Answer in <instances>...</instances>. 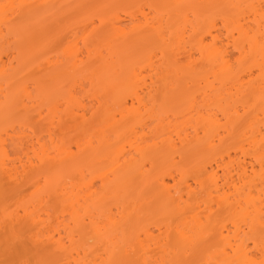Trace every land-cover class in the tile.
<instances>
[{
    "label": "bare ground",
    "instance_id": "bare-ground-1",
    "mask_svg": "<svg viewBox=\"0 0 264 264\" xmlns=\"http://www.w3.org/2000/svg\"><path fill=\"white\" fill-rule=\"evenodd\" d=\"M28 1L23 9L47 21L70 0ZM122 1L131 0L104 3L111 7ZM138 1L151 3L149 12L131 5L125 11L130 24L118 13L101 14L99 26L89 24L94 31L85 39L90 40L86 57L70 43L62 66L60 58L45 56L36 43L38 27L28 36L5 16L7 31L0 28V213L6 212L2 199L9 193L23 197L31 191L35 201L33 211L25 206L23 215L20 210L5 215L0 242H19L28 250L25 239H17L18 230L27 229L33 249L58 255L55 264H95L101 256L89 262V255L100 244L107 246L110 264L132 257L136 264H151L157 256L160 264H264V0ZM218 22L225 40L222 33L214 34ZM100 26L108 29L103 38ZM19 35L13 46L11 36ZM133 58L145 59L141 69L158 72L150 85L136 71L137 63L123 65ZM83 71L87 80L81 79ZM30 76L35 78L29 86L24 77ZM62 78L72 84L65 93ZM79 78L93 85L98 105L91 110L77 97V86L84 87ZM48 80L56 83L49 86ZM29 113L45 122L46 138L35 137L28 120L20 130L8 124ZM71 129L82 139L76 151L69 146ZM14 144L18 157L13 159L8 150ZM114 146L119 147L112 153ZM104 163L98 188L92 168ZM30 175L37 178L32 183ZM52 202L62 207V218L37 215ZM153 218L160 224L158 237L150 228L139 230ZM87 238L96 242L94 248L88 244L94 250L89 255L78 247Z\"/></svg>",
    "mask_w": 264,
    "mask_h": 264
},
{
    "label": "rangeland",
    "instance_id": "rangeland-1",
    "mask_svg": "<svg viewBox=\"0 0 264 264\" xmlns=\"http://www.w3.org/2000/svg\"><path fill=\"white\" fill-rule=\"evenodd\" d=\"M4 1H7V0H4ZM31 1H33V0H31ZM35 1L36 0H34L32 2V4ZM47 1L49 2L50 0H45V2H47ZM131 1L133 3H129ZM131 1H122V2H120L119 4H117L115 6L108 7L107 4L105 5L104 0H72V1L70 0L69 1V4H67L68 7H66V8L64 7V9L62 11H60L57 14L53 15L52 18L51 17L50 18H47V21H45V19H44L45 22L43 20H41V21H43V24H41L42 22L40 20H36V18L37 19L40 18V17L38 18V14L37 13H36L37 14L36 15L37 17H35V15L32 12L31 13H28L29 10H27L25 8L23 9V7H25L24 2H26V0H24V1L23 0H8L6 3H2V4L0 3L2 5V8H3L0 11V28H2L5 31H7L6 22L8 20H6L5 16H7L8 19L13 20V24L15 23V29H18L19 31L20 30L25 31L28 34V36H31V35H29V32H30V34L33 33L32 32V29L35 31V29H37V27H38V29L36 30L37 31V34L38 35L41 34V35L37 37L36 43L38 45H40V46H42V47L45 48L44 53L46 55L43 53L45 56H47V54H50L53 58L54 57L60 58L61 60H59V61H61V66H62V65H64V63L67 64V61L68 60L66 58L68 56L66 57L64 54L67 55V53H65V52L68 51L67 47L70 46V43H71V46H76L77 45V49L79 48V50L76 49L78 51L77 52L76 50H73L74 47H71V52H73V51L75 53L77 52L76 54H82L83 53L82 55H84V53L87 52V48H86L87 45L86 44H88L90 42V40H89V42L85 43V39H86V41H88V38H90V37H87V36L90 35V32L93 29V27H91L92 24H93L92 22H95L96 27L99 26V24H100L99 23L100 22L99 17H100L101 14H106V16H109L110 17L111 14L118 13V14L121 15V18L124 19L122 21V22H124V24H130V23H128V20L126 19L125 11H127L128 8L131 5H134V4L135 5H138L135 8L138 9L140 7L141 8L143 7V9L146 12H149V9L151 7V3H148L149 5H145V3L144 4L143 3H134V1H138V0H131ZM161 5L162 4H160V6ZM105 7H108V8H105ZM0 8H1V6H0ZM23 10H25V12H23ZM55 11L57 12L58 9H56ZM36 21H38V22L40 21V24L42 26L38 25L39 23L36 22ZM90 22H91V26L89 25ZM87 26H89L90 29H88L89 27H87ZM100 28H102V27L100 26ZM102 29H104V28H102ZM107 30L108 29H104V31L102 30L103 32H102L101 36L99 34V37H102V38L105 37L107 35ZM85 31H87V35L85 34L86 33ZM92 31H94V30H92ZM98 31H100V30H98V28H97V32ZM221 33H222V39L225 40L226 39V34H227L226 33V30H225L224 25L222 24V22H218V26H217L216 30L214 31V34H221ZM35 34H36V32H35ZM35 34H33V36ZM19 37L22 38V35H19L17 38L11 36V44L13 45V44L17 43ZM96 39H98V38H96ZM136 40L137 39H133L131 41V43H135ZM72 43H73V45H72ZM13 46H15V45H13ZM13 46H12V49H14ZM12 49H11V53H12ZM156 50H157L156 48H151V52H154ZM81 51H83V52L81 53ZM102 51H103V49H102ZM74 52H73V54H74ZM85 54H87V53H85ZM104 54L106 56L107 55V51L104 52ZM82 55H80V56H82ZM84 57H86V55H84ZM84 57L82 56V58H84ZM48 58H51V57H48ZM55 61H58V60L56 59ZM142 61H145V59H142ZM142 61L138 60V58H136V59H134V58L133 59H124L123 65L137 63V65L135 66V68L136 69L138 68V69L141 70V73H140V74H142V77L141 78H144L145 79V81L143 80L144 81V84L146 82L147 85L148 84L150 85L152 83V78L154 80H156V75H157L158 72H156L154 70H151V69H144V70L141 69L142 65L144 64V62H142ZM89 67H92V63L89 64ZM138 69L136 71L139 73V70ZM33 73L35 75V71H33ZM39 74L41 76V73H39ZM39 74H36V76L39 77ZM82 74H84V76L81 79L84 80L85 79V76H87L88 73H86V71L84 73V71H83ZM31 75H32V73H31ZM42 75H43V73H42ZM24 78L25 79L28 78L27 79L28 80L27 82H29V84H27V85L30 86V83L34 82V81H30L31 78H35V77L30 76V77H24ZM25 79H24V81H25ZM63 79L65 80V78H62V82L63 83L61 84V88H63V86L65 87V89L63 90L64 93H65L66 91H69V88H70V86L72 84L69 83L67 80H65L66 81L65 82ZM79 80H80V78H79ZM85 80H87V77H86ZM24 81L21 82V83L23 84ZM88 81H86V82L83 81L84 83L82 81L80 82V85L83 83L84 84L83 85L84 87L77 86V87H79V89H78L79 95L77 97L79 98V100L80 99L83 100L82 102L84 104L86 103L87 104L86 107L88 106L87 108L89 110H91V108H95L98 105L97 104L98 103V100L93 95L94 89H93L92 83H90L91 81L90 82H88ZM26 83H24V84H26ZM54 83H56V80H54L53 83H51V82L48 83V85L49 86H52V84L54 85ZM33 85H34V83H33ZM67 86H69V87H67ZM76 95H77V93H76ZM64 109L65 108H62V110H64ZM89 112L92 113L91 111H89ZM29 114H28V116H25V117H24L23 114H22L23 116L18 114L19 116L17 115L16 117H14V120H11V122H9L8 124H10V126H13L14 125V126H16L15 127L16 129H19L20 130L24 126L23 125L24 122H27V120H28V122L31 123L34 126V129L36 131L35 132V137L38 134L39 136L46 138L47 135H46V132H45L46 131L45 122H41L40 123L37 120H35L36 116H35L34 113L33 114L29 113ZM47 114H48V111L46 110V113L44 114L43 117L44 118H48L47 117L48 116ZM88 116L90 118V115H88ZM103 116H104V113L103 112H101L100 114H98L97 121L101 120ZM28 117H29V119H28ZM220 117L222 119V124H225L226 123V120L223 119L222 116H220ZM29 123H27V124H29ZM25 125H26V123H25ZM23 130H25V128H23ZM70 131H71L72 134H70L69 135V138H68V139H70L69 146H73L74 150L76 151L77 150L76 146L80 142L79 139H81V138H78V137H81V136L80 135L78 136L76 132H73V129H71ZM27 132H30V131L27 130ZM200 136L201 137L203 136V133L202 132L200 133ZM57 140L58 139H56V141ZM45 141H49V139H45ZM55 143H57V142H55ZM47 144H48V142L46 143V145ZM50 144H51V141H50ZM52 145H54V144L52 143L50 146H52ZM56 145L58 146V144H56ZM15 146L16 145L14 144V146H11L10 149L8 148L9 149L8 150L9 151V155H11V157L13 159L18 157L16 155V153L18 152V150H17L18 147L17 146L15 147ZM50 146H48V147L50 148ZM119 146H114L110 150V152H112V153L116 152L118 150V147ZM48 147H47V149H49ZM55 147L56 146L54 145V147L52 146L51 149L54 148L53 149V151H54L55 150ZM130 150H131V148L129 146H127L126 147V152H129ZM38 151H40V150L38 149ZM49 151H52V150L49 149ZM49 153H51V152H49ZM51 154L54 155V153H51ZM30 156H32V155H30ZM33 156H34V154H33ZM238 157L241 158V159L243 158L242 157V154H239ZM178 161H179V159H178ZM147 169L150 172H152L154 170V168L152 169V165L151 164H149L147 166ZM106 170H107L106 163L101 164V165H98L97 167L95 166V167L92 168V183H94L98 188L102 184V179L99 176H100L101 173L105 172ZM33 175H34V173H33ZM33 175L32 176L30 175V177H29L30 178L29 179L30 182L31 181L34 182V180L37 179L35 176H34V179H32ZM220 175H222V172H220ZM88 179H91V177L90 176H87V180ZM28 181L26 179V183H28ZM31 183L30 184H27L28 186L27 185L26 186L29 187V185H31ZM170 183H173L172 180H170ZM22 189H23V191L26 190L25 187L22 188ZM30 195H31V191H28L27 194H23L22 195L23 197H20L18 195H14V193H9L7 195H4V197L2 199V201L4 202V205H2V206L6 207L5 208L6 209V212L5 213H0V224H2L4 222L5 215H8V214L9 215H11V214L14 215V214H16V211L17 210H20L19 212L23 215L24 212H22V211L25 209V206H27V208L30 206L29 207L30 209L33 208L34 206L32 205V202H34L35 199L32 197V195L30 197ZM17 196L20 199H17L16 198ZM31 199H33L34 201H32ZM30 202H31V205H30ZM82 204H84V203L82 202ZM109 208H112L113 209L115 215L117 214V210H116V207L114 206V203H111L110 206H109ZM21 209H22V211H21ZM31 210L33 211V209H31ZM39 211H42L41 212L42 214L41 213H38V209H37V215L38 216H41L42 215L41 218L46 219V220L49 219L50 215H51L52 218H55L57 215L60 216V217L63 215L62 214V207L58 206L55 202L54 203L52 202V203L45 204ZM63 213H65L64 210H63ZM83 213H85V212L83 211ZM37 215H36V213L34 214V216H37ZM47 215H49V216L47 217ZM64 215H66L65 218L67 217L68 219H70V216L71 215L70 216H67V215H69V213H66ZM52 218H51V220H52ZM224 218H226V217H224ZM55 220H52V221H55ZM157 220H158L157 218H153L145 226L142 225L139 230H142L143 228H146V227L147 228H150L153 231H156V237H158L159 232H157L156 229H157L158 225H160V224H159V221H157ZM99 221H104L105 222V218H103L102 220H99ZM53 229L51 230L52 231L51 234L54 231ZM18 234H20L21 237L23 239H25V243L29 246V249L28 250H25L24 248H22V245L19 242H15L14 245L10 246L13 243V242H11V243H8L9 246H7V245L4 244V241L2 240L0 242V264H4V262H8V264H43V261L45 259L48 261L47 264H55V263H51V262H54L53 260L56 261V259L58 258V255H56L55 252H53L52 250H49V251H47L45 253L40 252L41 253L40 254L38 252V250L33 249V247L30 245V239H29V234H28V230L27 229L26 230H22V231L21 230H18ZM53 234H55V232ZM142 239H144V237ZM26 244H25V246H26ZM88 244L92 245V247L93 246L95 247V245H93V244H96V242L93 241V239L90 240L89 238H87V240L86 241H83L82 243H80L78 247L82 248V250H85L86 249L85 251H87V249H88V251L86 253L87 254L88 253L90 254L91 251L94 252V250L90 249V248H92L90 245H89L90 248H88ZM96 246H98V245H96ZM80 248H79V250H80V252H82V250ZM96 248H98V251L96 250L97 252H95L91 256L88 254L90 260H88L89 258L86 256L87 254L86 255L85 254L83 255V253L85 251L82 253V256H83L82 258H84L86 256L87 257V258L85 257L86 260H88L90 262L92 260L94 261L95 258L97 260V257H98L97 255H99V257L101 256V258L97 260L98 261L97 263L95 261V264H110L111 263V255L110 254H107L105 252V250H107V246H103V245L100 244V246H98ZM153 248H155V247H153ZM89 250H91V251H89ZM205 256L206 255L200 256L199 258H197L196 262H200L201 260H203L205 258ZM136 261H137L136 257H132L131 259H125L124 258L122 260H119V264H136ZM149 261L151 262V264H160V261L161 260L157 256L156 258L149 259ZM91 263L92 262H90V264Z\"/></svg>",
    "mask_w": 264,
    "mask_h": 264
},
{
    "label": "snow or ice",
    "instance_id": "snow-or-ice-1",
    "mask_svg": "<svg viewBox=\"0 0 264 264\" xmlns=\"http://www.w3.org/2000/svg\"><path fill=\"white\" fill-rule=\"evenodd\" d=\"M18 240L23 239L22 237H17ZM4 264H8V262H4Z\"/></svg>",
    "mask_w": 264,
    "mask_h": 264
}]
</instances>
